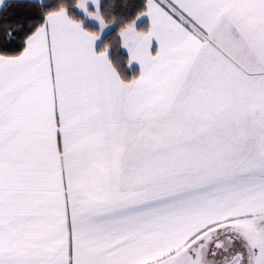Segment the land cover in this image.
Returning a JSON list of instances; mask_svg holds the SVG:
<instances>
[{
	"label": "snow or ice",
	"instance_id": "obj_1",
	"mask_svg": "<svg viewBox=\"0 0 264 264\" xmlns=\"http://www.w3.org/2000/svg\"><path fill=\"white\" fill-rule=\"evenodd\" d=\"M0 264H264V0H0Z\"/></svg>",
	"mask_w": 264,
	"mask_h": 264
}]
</instances>
